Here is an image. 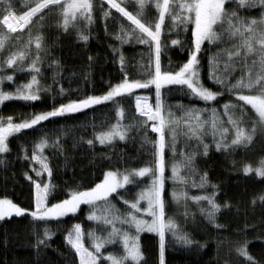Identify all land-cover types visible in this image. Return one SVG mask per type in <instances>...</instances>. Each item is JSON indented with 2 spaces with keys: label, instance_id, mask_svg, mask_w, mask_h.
<instances>
[{
  "label": "trees",
  "instance_id": "1",
  "mask_svg": "<svg viewBox=\"0 0 264 264\" xmlns=\"http://www.w3.org/2000/svg\"><path fill=\"white\" fill-rule=\"evenodd\" d=\"M37 2L38 0H12V5L16 14H22ZM154 2L155 0H146L142 19L154 21L157 18ZM169 2L174 10L180 11V0H169ZM92 3L91 24L85 28L83 22H80L82 30L89 35L87 42L79 40L76 31L71 27L67 32L60 29L58 11H50L48 8L42 9L34 16L30 25L11 34L20 36L21 40L9 41L6 49L0 50V62L7 55L9 46L27 41L29 29L33 35L37 32L43 35L46 54L42 53V75L38 78L41 89L47 90H42L39 93L40 98L35 101L13 98L0 103V117L4 118L5 123L8 117H12L14 123H19L35 113L49 111L69 100L83 98L86 95H103L111 85L122 80L125 72L129 79H147L149 72L154 73L155 58L149 44L137 43L133 38H130L128 43L120 44L115 39L114 34L121 30V25L125 28L132 27L130 22L120 16L115 9H108L107 0H92ZM124 4L128 10L136 11L135 0H124ZM230 4L232 0H226V7ZM106 9L110 11L108 17L103 15ZM260 11L259 7H255L242 10L241 14L259 17ZM41 16L43 19H40ZM173 23L171 17L166 14L160 37L162 71L177 70L186 62L191 48V24L189 23L185 29L178 21L175 22V27ZM0 29H3V26L0 25ZM172 39H178L179 43L171 44ZM231 44L232 40L227 36L218 44L209 45L205 41L198 53L200 81L213 91H217L219 85L209 80V55L215 53L217 47L228 48ZM113 45H119L115 54L111 47ZM30 51L35 52L34 44L31 45ZM120 53L124 56L123 71L118 59ZM89 56L92 57L91 62ZM221 56L227 58L225 53H221ZM52 60L57 61L58 64L50 66ZM251 60L250 56L249 64ZM219 67L223 69V63ZM228 71L231 73L228 76L230 81L241 76L245 71L243 62L235 63ZM8 74L13 75V81L3 80L0 83V90L14 91L17 85L26 83L30 78L26 67L24 70L5 68L0 71V75ZM61 88L64 89L63 93L60 91ZM161 94L165 110L170 109L178 118V123L174 125L175 152L170 146L171 137L168 130H165L166 215L172 216L180 229L194 241L191 245L176 243L173 236L167 233L165 264H244V257L239 256L235 248L245 239L248 242V253L257 264H264V202L259 199L264 195V178L257 177L254 171L247 175L242 171L245 163L255 168L261 158H264V134L258 130L253 143L247 147H237L225 152L216 150L213 136L208 131L203 135V141L209 144V151L207 155H203L199 142L185 134L187 126L180 119L181 106L187 108L195 105L199 109H209L207 112H202V118L209 117L210 109L216 108L220 119L224 121V126L230 129V138L231 126L227 124V117L224 116L223 104L230 102L243 105V102L238 101L237 97L226 89L222 90L215 100L208 102L190 96L186 86L165 85L161 88ZM245 94H249L247 90ZM136 96L147 98L150 105L154 106L155 87L149 85L147 88L133 89L129 94L115 98L124 110V118L121 121L123 124L134 123L133 118L146 119L136 112L134 106ZM116 106L113 101H105L75 113L51 117L32 128L14 132L8 137L9 151L0 154L3 160L0 163V198L10 199L27 211L21 216L13 215L0 220V264H79L75 251L64 239L71 226L75 223L81 224L84 232L83 242L89 250L93 249L87 235L88 231L95 230L97 235H103L101 228L110 229V226L103 225L102 221H89L87 219L89 206L81 204L75 213L48 220L47 226L54 234L46 239L45 243L37 246L35 233L42 236L45 222L34 221L30 215L35 210L34 188L32 181L24 174L27 172L32 179L41 180V177H36L29 165L37 167L30 158L35 143L45 134L49 144L44 148L43 154L48 158L52 170L49 181L55 186L48 196V206L66 199L69 189L79 186L80 190H83L99 183L103 180L105 171H123L125 168H138L150 163L153 159L152 142L156 138V134L151 130V121L139 130L133 128L124 141L116 138L111 144L106 145L95 142V133L106 131L116 122ZM244 107L245 116L249 118L247 126L250 128V118H255V113L249 105ZM88 139L94 140L93 146L87 144ZM182 151L185 154L191 151L197 152L194 158L195 170L190 173L186 168L180 169L181 175L190 176L185 184L168 179L171 176L172 164L182 161ZM25 156L28 159H25ZM204 172L208 174L209 186L206 189L191 187L192 181H199L200 175ZM136 179L141 181L140 186L143 187L149 178ZM211 184L217 186V202L223 204L224 201H228L230 205L228 208L222 207L216 214L218 223L223 225L219 229L214 228L200 213L196 202L186 198L174 201L171 196L173 190H183L189 196L200 195L204 191L210 192ZM125 189L130 190L129 195H134L138 191L136 185H125ZM125 189L117 191L124 193ZM115 196L116 194L113 193L110 198ZM254 199L255 203H253ZM113 202L122 210L125 207L122 200L113 199ZM143 204L144 202L141 201V205ZM200 205H206V201H201ZM144 218L150 219L147 216ZM246 224L247 228H245ZM117 227L127 226L117 224ZM129 231L134 233L135 229L131 228ZM139 243L143 253L140 264H159L158 236L154 233L142 232ZM201 244L204 246L200 247ZM101 251L105 255L108 252L122 255L123 247L117 240L114 244L105 245ZM104 264L108 262L105 261ZM127 264L132 262L128 261Z\"/></svg>",
  "mask_w": 264,
  "mask_h": 264
},
{
  "label": "snow or ice",
  "instance_id": "2",
  "mask_svg": "<svg viewBox=\"0 0 264 264\" xmlns=\"http://www.w3.org/2000/svg\"><path fill=\"white\" fill-rule=\"evenodd\" d=\"M108 9H115L117 13L130 22V28L121 25V30L116 32L115 39L120 44L130 42V38L140 44H149L150 50L154 53L155 70L149 72L147 79H129L125 72L122 80L115 85H111L103 95H86L83 98L72 99L67 103H61L49 111H41L33 114L30 118L23 119L19 123H14L12 117H0V154L9 151L7 143L8 137L21 129H29L46 121L51 117L62 116L67 113H75L82 109L89 108L93 105L105 101H113L117 106L115 108L116 122L111 124L106 131L95 133V142L101 145L111 144L116 138L124 141L127 134L133 128L139 130L142 126H147L151 121V130L156 134L152 142L153 159L150 163L138 168H125L120 170L105 171L103 180L95 183L94 186L86 187L80 190V187L69 189L66 199L50 206L46 204L51 190L55 187L50 181L35 180L25 172V177L32 181L34 188L35 210L30 213L34 221L44 223L42 236L37 235L36 245L45 243V240L51 238L54 234L47 226L48 220H54L66 216L68 213H75L81 204L89 206L87 219L89 221H102L108 228H101L103 235H97L95 230H89L87 235L91 242V248L85 247L83 242L84 232L80 223H75L67 231L64 239L71 249L75 251L79 258V264H140L143 259L139 237L140 233H154L159 238V264H165L166 234L170 233L176 243L191 245L193 239L187 233H184L176 220L172 216L166 215L165 202V148H166V129L171 137V148L175 152L176 131L174 125L178 123L171 110H165L162 101L161 88L165 85L186 86L188 94L202 101H213L219 96L222 90L226 89L229 93L235 95L238 103L226 102L223 104L224 116L227 117V124L231 126V137L229 138L230 129L224 126V121L220 119L216 108L210 109V116L202 118V112L209 109H199L195 105L182 108L183 123L187 126L186 135L190 139L199 142L203 150V155H207L209 144L204 143L203 135L210 131L217 151H230L237 147H247L254 141V137L259 130L264 134V0H232V4L226 7V0H180V11L174 10L169 0H155L154 6L157 9L158 16L155 20L142 19L143 10L146 0H135L136 11L128 10L124 0H107ZM0 50L6 49L9 41H20V36H12L18 29H24L30 25L32 18L41 12L42 9L48 8L50 11L56 10L59 13L58 27L67 32L71 27L76 31L79 40L87 42L89 35L82 30L80 22L86 28L93 20L92 0H38L34 6L29 7L22 14H16L13 9L12 0H0ZM51 6V7H50ZM259 7L261 9L259 17L242 15V10ZM166 14H168L173 23L179 22L186 29L191 24V48L188 52L187 60L175 71H162L160 63L161 54V29ZM104 17L110 15L109 10L103 11ZM40 19H43L41 16ZM154 24V27H153ZM227 36L232 40L228 48L217 47V51L209 55V80L219 85L217 91L204 86L200 81V60L198 53L201 51L202 44L207 41L209 45L218 44ZM179 43L178 39H172L171 44ZM35 45V52L30 51L31 45ZM113 53L118 51L119 45L111 46ZM18 49V50H17ZM42 53L46 54L44 37L40 32L35 35L29 29L28 39L19 45H11L7 49V55L0 62V71L5 68L29 70L30 78L26 83L16 86L14 91L0 90V103L9 99H20L24 101H35L39 99L41 64L43 62ZM226 54V59L221 56ZM252 57L251 64L248 63L249 57ZM119 62L123 71L124 56L119 54ZM92 57L89 56V62ZM243 62L245 71L239 77L229 80L231 74L228 69L235 63ZM223 63V69L220 64ZM58 62L52 60L51 65H57ZM255 69V70H254ZM13 81V75H0V83L3 80ZM55 82V81H54ZM149 85L155 87V104L154 106L141 104V97H136V112L140 117L146 119L135 120L134 123L123 124L124 110L119 106L116 97H122L129 94L133 89L147 88ZM50 87V86H49ZM245 90L249 94H245ZM63 93L64 89H60ZM146 101V98H145ZM244 105H249L255 113V118H250L251 126H247L249 118L245 116L246 109ZM46 135L35 143L31 161H35L39 167H33L36 177H41L42 173H47L49 177L52 170L49 167L48 158L43 154L44 148L49 144ZM89 146L94 145L93 139H88ZM55 143V142H53ZM196 151L185 154L179 163H173L171 166V176L168 179L173 182L179 181L181 184L188 182L190 176L181 175L180 169L186 168L189 172L195 170L194 158ZM28 159L27 156L24 157ZM3 160L0 158V163ZM242 171L244 174L255 172L257 177L264 178V158H261L258 165L253 168L252 165L245 163ZM148 177V182L141 187V181L136 178ZM210 184L207 172L199 177V181L193 180L191 187L206 189ZM125 185H136L138 191L134 195H129L130 190L125 189ZM118 189H125L124 193L118 192ZM115 193V198H110ZM217 186L211 184V191H204L200 195L189 196L187 192L173 190L172 199L179 201L181 198L191 199L199 205V211L208 220L214 228H222L216 219V214L220 209L228 208L229 202L223 204L216 200ZM113 199L122 200L125 206L123 210L118 208ZM259 199L264 202V195ZM141 201L144 202L141 205ZM201 201H206V205H200ZM255 203V199L253 200ZM27 211L12 200L0 198V220L5 217L21 216ZM187 214V213H186ZM150 217L145 219L144 217ZM117 224L127 227H117ZM248 225H245L247 228ZM134 228L132 233L129 229ZM119 240L123 247V254H114L108 252L106 255L101 251L105 245L114 244ZM247 240L240 243L236 248V253L244 257V264H257L254 258L247 251ZM219 244V242H218ZM204 245L201 244L200 247ZM103 257V259H101Z\"/></svg>",
  "mask_w": 264,
  "mask_h": 264
},
{
  "label": "rangeland",
  "instance_id": "3",
  "mask_svg": "<svg viewBox=\"0 0 264 264\" xmlns=\"http://www.w3.org/2000/svg\"><path fill=\"white\" fill-rule=\"evenodd\" d=\"M1 26H3V25H1ZM145 98V97H144ZM148 100V99H147ZM148 104L150 105V103H149V101H148ZM134 106H135V104H134ZM135 109H136V107H135ZM34 163L36 164V166L37 167H39V165L34 161ZM41 180H43V181H49V176H48V174L47 173H42V175H41ZM46 204H47V201H46Z\"/></svg>",
  "mask_w": 264,
  "mask_h": 264
},
{
  "label": "bare ground",
  "instance_id": "4",
  "mask_svg": "<svg viewBox=\"0 0 264 264\" xmlns=\"http://www.w3.org/2000/svg\"><path fill=\"white\" fill-rule=\"evenodd\" d=\"M137 97V96H136ZM136 97H135V107H136ZM139 97H141L142 99H141V104H144L145 102H147V104H148V100H147V98H146V101H145V98L144 97H142V96H139Z\"/></svg>",
  "mask_w": 264,
  "mask_h": 264
},
{
  "label": "water",
  "instance_id": "5",
  "mask_svg": "<svg viewBox=\"0 0 264 264\" xmlns=\"http://www.w3.org/2000/svg\"><path fill=\"white\" fill-rule=\"evenodd\" d=\"M134 104H135V99H134Z\"/></svg>",
  "mask_w": 264,
  "mask_h": 264
}]
</instances>
